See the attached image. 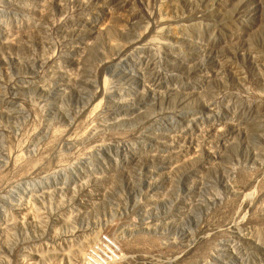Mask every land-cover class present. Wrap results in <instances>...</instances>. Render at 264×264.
I'll list each match as a JSON object with an SVG mask.
<instances>
[{
    "label": "rangeland",
    "instance_id": "374dc122",
    "mask_svg": "<svg viewBox=\"0 0 264 264\" xmlns=\"http://www.w3.org/2000/svg\"><path fill=\"white\" fill-rule=\"evenodd\" d=\"M0 264H264V0H0Z\"/></svg>",
    "mask_w": 264,
    "mask_h": 264
},
{
    "label": "bare ground",
    "instance_id": "6f19581e",
    "mask_svg": "<svg viewBox=\"0 0 264 264\" xmlns=\"http://www.w3.org/2000/svg\"><path fill=\"white\" fill-rule=\"evenodd\" d=\"M135 61V60H134ZM130 62L132 63L133 61L130 60ZM137 65V64H136ZM122 68V67H121ZM123 99H126V98H123ZM122 100V99H121Z\"/></svg>",
    "mask_w": 264,
    "mask_h": 264
}]
</instances>
